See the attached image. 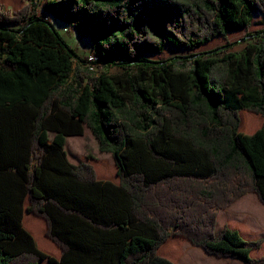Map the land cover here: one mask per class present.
Instances as JSON below:
<instances>
[{
    "label": "trees",
    "instance_id": "obj_1",
    "mask_svg": "<svg viewBox=\"0 0 264 264\" xmlns=\"http://www.w3.org/2000/svg\"><path fill=\"white\" fill-rule=\"evenodd\" d=\"M260 12L264 0L0 6V264H174L158 251L172 235L264 264L252 256L264 238L216 231L218 211L242 195L264 204V30L240 51L147 57L248 29ZM54 21L89 41L97 60L81 58ZM251 114L263 118L253 133ZM86 128L119 182L69 159L67 138ZM26 213L46 222L60 257L39 248Z\"/></svg>",
    "mask_w": 264,
    "mask_h": 264
},
{
    "label": "rangeland",
    "instance_id": "obj_2",
    "mask_svg": "<svg viewBox=\"0 0 264 264\" xmlns=\"http://www.w3.org/2000/svg\"><path fill=\"white\" fill-rule=\"evenodd\" d=\"M36 2L38 3V8L40 9L44 4L45 0H36ZM11 3H13L12 8H7V7L4 8L3 5L0 6L5 11L13 12L18 9H21L24 6H27L29 0H11ZM54 25L59 30V32L64 37V39L76 50V52L81 58L84 59L89 58L91 54V43L89 41L80 38L74 30L69 29L65 31L64 24L58 21H54ZM263 30H264V13L260 12L254 15L252 24L248 29L230 32L225 37L217 36L209 43L194 50L177 48L168 43L165 47V50L162 53L150 54L147 55V57L152 60H165L176 55H187L195 52L211 51L213 49L223 46L226 47L227 51H240L245 47V44L247 42L255 40L254 37H250L251 35L256 34L258 31H263ZM245 39H247L246 42ZM85 67L89 68L90 70H93L98 74L105 71L109 73H117L121 71V68L118 66L105 67L99 64L92 65L90 63L89 64L87 63L85 64ZM243 113L244 111H242L240 114V117L242 119L241 129L244 128ZM251 115L254 116V120H256L255 122L257 123L256 127L251 129L250 131L251 133H253L256 128L262 125L263 118L262 116L257 114H251ZM66 149L68 152L69 159L74 164H79L82 162L89 163L94 167L98 178L119 182V178L116 173L117 169L113 156L110 153L101 152L99 150L98 142L88 128H86V131L82 136L68 137ZM258 202L260 203V204L258 203L259 205L258 207L263 208L264 205L260 201ZM27 205L28 203H26V206ZM255 205L256 206L253 207L250 206L249 208L251 211L258 212L259 208L257 207V204ZM219 215H220L219 216L220 224L224 222V225H226L228 221L225 220L226 219L229 220V217L231 218L229 213L221 212ZM24 224L27 227V229H29L34 235L40 249H42L46 253H50L48 249L44 246L45 243L43 242L42 237H44L48 242L47 247H49V243L50 244L52 243V245L57 246L52 240L46 237L47 226H46V222L41 217L33 213H26L24 216ZM34 225L38 226L39 228L38 227L34 228ZM260 238H264V233L262 234V236H257L254 239H248V240H257ZM263 245L264 243L262 244V246ZM197 248L200 249L201 247L191 244L187 239L172 235L167 239V241L164 244L161 245L158 251L161 255L167 258H171L174 264H213L209 259H207V256L202 255L203 253H201V251H199ZM263 255L264 253L260 249L252 253L253 257H261ZM237 262L242 264H247L239 260H237Z\"/></svg>",
    "mask_w": 264,
    "mask_h": 264
},
{
    "label": "crops",
    "instance_id": "obj_3",
    "mask_svg": "<svg viewBox=\"0 0 264 264\" xmlns=\"http://www.w3.org/2000/svg\"><path fill=\"white\" fill-rule=\"evenodd\" d=\"M10 3L11 0H0V5H3L4 8L5 7L12 8L13 3L11 4ZM258 201H260V199L258 198L257 194L254 192H249L236 199L228 208L219 210L217 224H216V231L220 232L224 227V222L222 224L219 223V216H220L219 214L221 212H225V213H229L231 216V218L229 217V220L227 219L225 220L228 221V223L226 224H228L232 228L238 229L244 238L254 239L257 236H262V234L264 233V207L263 208L258 207L259 206ZM255 204H257V207L259 208L258 212L251 211L249 208L250 206L252 207L256 206ZM42 240L45 243L44 246L50 252L48 254L56 257L61 256L62 251L58 246L49 243V247H47L48 242L44 240V237ZM197 249L201 251V253H203L202 255L207 256V259H209L213 264H242L237 262V260L235 259L219 258L214 255L208 254L202 248L200 249L197 248ZM262 251L264 253V245L262 247Z\"/></svg>",
    "mask_w": 264,
    "mask_h": 264
},
{
    "label": "built area",
    "instance_id": "obj_4",
    "mask_svg": "<svg viewBox=\"0 0 264 264\" xmlns=\"http://www.w3.org/2000/svg\"><path fill=\"white\" fill-rule=\"evenodd\" d=\"M65 30H66V29H65ZM89 59H90V60H94L92 55L89 57Z\"/></svg>",
    "mask_w": 264,
    "mask_h": 264
},
{
    "label": "bare ground",
    "instance_id": "obj_5",
    "mask_svg": "<svg viewBox=\"0 0 264 264\" xmlns=\"http://www.w3.org/2000/svg\"><path fill=\"white\" fill-rule=\"evenodd\" d=\"M93 59H94V60H97V58H96V57H94V56H93Z\"/></svg>",
    "mask_w": 264,
    "mask_h": 264
}]
</instances>
